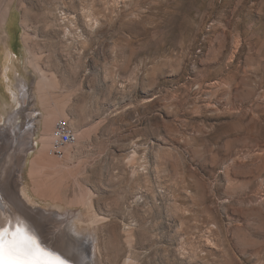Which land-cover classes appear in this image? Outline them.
I'll return each instance as SVG.
<instances>
[{
    "label": "rangeland",
    "instance_id": "obj_1",
    "mask_svg": "<svg viewBox=\"0 0 264 264\" xmlns=\"http://www.w3.org/2000/svg\"><path fill=\"white\" fill-rule=\"evenodd\" d=\"M1 7L0 80L12 49L30 94L12 134L0 101V164L33 130L0 188L30 198L47 241L80 237L88 264H264V0ZM59 118L78 135L63 158Z\"/></svg>",
    "mask_w": 264,
    "mask_h": 264
},
{
    "label": "bare ground",
    "instance_id": "obj_2",
    "mask_svg": "<svg viewBox=\"0 0 264 264\" xmlns=\"http://www.w3.org/2000/svg\"><path fill=\"white\" fill-rule=\"evenodd\" d=\"M3 3L4 0H2L0 5V32L3 31L5 32L4 30L5 13L1 11L2 8L1 6L3 5ZM11 51L12 49H8L5 51V54L3 55V61H5L6 63L4 64L6 66V75L3 78V80H0V89L5 93V96L3 97L4 100L3 107L6 110H7L6 108L7 106H10L11 108L7 110L8 112L7 118L2 126L12 134L13 129L15 128L16 120L19 118L18 113L20 112V108L23 109V104L27 103L26 98L30 94V90L27 81L23 78H19L16 84L12 82L13 77L12 76L10 77L8 70L9 69L12 70V73L13 71L18 72V65ZM7 88L11 92H15L13 93L14 100L17 101L21 107L13 108L12 105L9 104L8 99L10 93L9 94L6 93L5 89ZM34 112L35 110H32L30 112L31 119H28V122H30V120L31 122L32 121L35 122L36 114ZM27 124H24V128L26 127L27 129L24 130L22 134L15 133V135L14 136L12 135L11 139H9L10 140L9 143L11 144L10 147L8 148L9 154L7 155L8 157L4 162L6 163V165L0 164L1 171L4 170L8 172L9 171L8 167L11 168V164L13 165L15 161L19 163L21 152L23 151L25 152L28 148H30V145L32 144L31 136L33 129L32 127H28L31 123L29 125ZM51 142H52V132H51ZM15 183L17 182L15 181L14 185ZM6 190H7L5 191L6 193H3L4 191L3 188L2 189L0 188V226H7L9 222H11L12 226L14 227L17 222H21L22 226L26 227L31 233L36 235L37 238L46 247L56 251L58 254H61L67 260V264H88L86 262V252L84 251L83 248H81L82 241L80 237L77 238L75 236L69 235L66 232V234L62 233L58 243H55L54 241L52 242L47 241L43 236V232H42L43 228L41 230L40 227V225L42 224L41 223L42 220L45 218V215L42 214L41 211H38L37 209L34 210L31 208L30 205L31 203L29 204L30 198L28 199L26 194L24 192H21V190L16 191V185L11 190L9 188H7ZM57 244L60 247H56Z\"/></svg>",
    "mask_w": 264,
    "mask_h": 264
},
{
    "label": "snow or ice",
    "instance_id": "obj_3",
    "mask_svg": "<svg viewBox=\"0 0 264 264\" xmlns=\"http://www.w3.org/2000/svg\"><path fill=\"white\" fill-rule=\"evenodd\" d=\"M0 264H67L56 251L46 247L21 222L0 226Z\"/></svg>",
    "mask_w": 264,
    "mask_h": 264
},
{
    "label": "built area",
    "instance_id": "obj_4",
    "mask_svg": "<svg viewBox=\"0 0 264 264\" xmlns=\"http://www.w3.org/2000/svg\"><path fill=\"white\" fill-rule=\"evenodd\" d=\"M78 141V135L67 119L59 118L52 130V142L49 151L52 155L63 158L66 149Z\"/></svg>",
    "mask_w": 264,
    "mask_h": 264
},
{
    "label": "crops",
    "instance_id": "obj_5",
    "mask_svg": "<svg viewBox=\"0 0 264 264\" xmlns=\"http://www.w3.org/2000/svg\"><path fill=\"white\" fill-rule=\"evenodd\" d=\"M3 93H2V91H1V89H0V100L3 98Z\"/></svg>",
    "mask_w": 264,
    "mask_h": 264
},
{
    "label": "water",
    "instance_id": "obj_6",
    "mask_svg": "<svg viewBox=\"0 0 264 264\" xmlns=\"http://www.w3.org/2000/svg\"><path fill=\"white\" fill-rule=\"evenodd\" d=\"M21 133H22V132H20V131L18 132V134H21Z\"/></svg>",
    "mask_w": 264,
    "mask_h": 264
}]
</instances>
